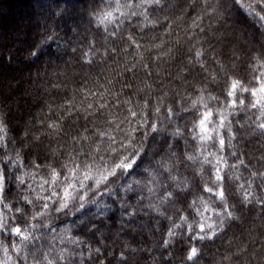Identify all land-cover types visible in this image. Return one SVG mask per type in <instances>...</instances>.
<instances>
[{"label": "clouds", "instance_id": "1", "mask_svg": "<svg viewBox=\"0 0 264 264\" xmlns=\"http://www.w3.org/2000/svg\"><path fill=\"white\" fill-rule=\"evenodd\" d=\"M0 0V264H264V0Z\"/></svg>", "mask_w": 264, "mask_h": 264}, {"label": "trees", "instance_id": "2", "mask_svg": "<svg viewBox=\"0 0 264 264\" xmlns=\"http://www.w3.org/2000/svg\"><path fill=\"white\" fill-rule=\"evenodd\" d=\"M3 7L9 11L10 14L16 12H25L26 8L21 5V0H5Z\"/></svg>", "mask_w": 264, "mask_h": 264}]
</instances>
